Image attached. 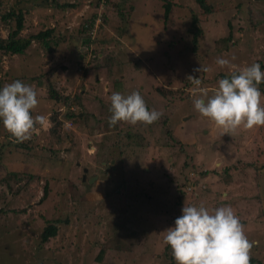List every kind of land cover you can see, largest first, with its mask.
Segmentation results:
<instances>
[{
    "label": "rangeland",
    "instance_id": "374dc122",
    "mask_svg": "<svg viewBox=\"0 0 264 264\" xmlns=\"http://www.w3.org/2000/svg\"><path fill=\"white\" fill-rule=\"evenodd\" d=\"M17 1L10 4L33 26H56L64 40L51 54L34 44L24 56L5 58L0 65L3 87L19 74L35 77L29 85L40 99L33 114L47 117L46 125H37L31 139L23 142L0 121V264H162L163 232L182 215L185 203L210 212L231 206L249 241L256 242L251 255L264 262L258 186L264 183V126L241 128L226 138L194 107L202 88L209 97L214 94L217 75L263 61L264 0H208L227 9L214 16H201L188 0H173L177 6L166 20L159 0H121L126 25L115 10L107 12L109 43L91 44L99 53L98 73L91 69L92 51L82 46L86 39L77 30L93 13L101 18L103 7L90 8L92 0H86L61 11L54 9V0H20L18 6ZM192 14L198 17L196 25H191ZM6 34L0 23V35ZM71 36L79 38V51ZM84 51L89 63L81 56ZM217 58L230 65L221 67ZM104 60L115 64L110 78L101 67H107ZM201 67L208 71H197ZM189 76L202 83L195 85ZM51 85L70 99L81 94L82 101H89L86 109L71 108L77 123L65 119L62 102L48 99ZM111 89L125 96L139 91L149 110L162 113L160 119L151 125L121 121L110 126ZM176 140L182 145H175ZM165 174L171 182L163 179ZM184 175L195 182L182 192ZM44 186L48 195L42 200ZM50 220L59 221V230L42 244L39 236ZM123 225L140 236L133 233L127 240L119 235Z\"/></svg>",
    "mask_w": 264,
    "mask_h": 264
},
{
    "label": "clouds",
    "instance_id": "9594fccd",
    "mask_svg": "<svg viewBox=\"0 0 264 264\" xmlns=\"http://www.w3.org/2000/svg\"><path fill=\"white\" fill-rule=\"evenodd\" d=\"M221 67L229 66L227 59L217 58ZM197 71H208L201 67ZM195 85L202 80L189 76ZM264 83V72L258 63L244 67L230 78L220 79L218 88L209 97L202 88L201 97L194 100L195 109L211 119L224 135L238 129L264 126V103L259 85ZM112 115L109 125L128 122L132 125H151L162 113L149 110L139 91L130 95L114 92L110 96ZM39 104L33 85L16 80L0 89V121L17 140L31 139L37 125L44 126L47 117L34 115ZM164 240L172 249L176 264H250L251 249L256 242L249 241L243 224L231 206H222L210 212L203 205H184L175 226L163 232Z\"/></svg>",
    "mask_w": 264,
    "mask_h": 264
},
{
    "label": "trees",
    "instance_id": "16d2710c",
    "mask_svg": "<svg viewBox=\"0 0 264 264\" xmlns=\"http://www.w3.org/2000/svg\"><path fill=\"white\" fill-rule=\"evenodd\" d=\"M84 1L86 0H54L52 1V4L54 5V9H58L61 11H65V10H70V9H76L77 7H79ZM123 1V0H122ZM121 0H92L90 3V8L94 7L93 9H100V7L102 9H104V11L101 14V18L98 17V14L95 12L93 13L89 18L83 19V21L81 22L78 30H77V34L78 36H82L80 38H84L86 39L85 43L82 44L83 47H86L87 51L91 50V44H99V45H104L105 46L109 43L108 39V35L106 33V29H105V25L109 24V19H108V13L109 11H113L116 13V16L121 20V22L126 25L127 21H125V17L124 14L126 13V11L123 9V5ZM162 2V7L164 9V17L165 20L167 19V17L170 15V13L172 12V9L177 6V4L173 1V0H159ZM189 2H192V4L194 6H196V8H199L201 10L200 15H205V16H209V15H217L219 13H222L224 10L227 11V9L225 8H217L216 6L213 5H209L208 4V0H188ZM11 0H0V23L3 24L4 29L6 30L7 34L6 37H3L0 35V65L1 62L3 61V59L5 58H10V57H21L24 56L26 54V52L28 51V49H30L34 44L37 45L40 49H42L45 53L51 54L54 49L63 42L64 40V35L59 31V28H57L56 26H51L50 24H48V27H41V29H37L35 26H33V24L31 22H29V20L26 19V16H24V14L22 13V11L20 9H15V5H11L10 4ZM58 2H61V4H59ZM20 3V0H18L15 4ZM122 6V7H121ZM243 5H240L239 7H237L238 9L242 10V13H240V15L243 14L244 9H242ZM132 10V8L130 9ZM193 10H190V13H194L192 12ZM112 13V12H111ZM248 14V12L246 13V15ZM193 15V16H192ZM191 18H192V22L191 25H196L195 23L197 22V16L196 14H192ZM249 16V15H248ZM239 17H236L235 19L242 21L241 18L238 19ZM100 19V23H97V21ZM248 22H251V19L248 20ZM194 23V24H193ZM99 25V26H98ZM123 25V27H124ZM227 25H231L230 28H228V32H229V37L232 36V30H234L233 28V24L230 22H227ZM252 24H250L249 26H251ZM236 26V25H235ZM122 27V29H123ZM237 27L242 28V23L238 22ZM236 27V28H237ZM253 27V25H252ZM98 29V30H97ZM95 32H97L96 36L93 37L95 35ZM201 34V32H200ZM71 38H73L74 40V47L76 49H78V51L80 50V47L78 46L79 44V38L78 37H74L71 36ZM102 39V40H101ZM100 40V41H99ZM92 51V58L90 59L91 62L94 63V65H92V70L95 71L96 73L98 70V66H99V53H97L96 50H91ZM76 54V53H75ZM81 56H83L84 60L86 59V53L81 52ZM106 59V58H105ZM85 62L89 63L88 60H85ZM102 62V61H101ZM81 63V61L78 59L76 60V65L75 67L78 68L79 64ZM103 64H105L107 67L105 66H101L102 69H105V73L106 75L110 78V75L114 74V72H112L111 74V66L115 65L111 60L105 62V60L102 62ZM261 66V70L262 72H264V59L263 61L260 63ZM88 67V66H87ZM100 67V68H101ZM90 69V70H91ZM140 69V68H139ZM89 70V71H90ZM88 71V72H89ZM87 72V74H88ZM238 74V72H235ZM224 78H230V74L226 75V74H219L217 75V77L215 78L216 81H219L220 79H224ZM82 79L84 80V74L82 75ZM14 80H20V81H25L27 82V84H29L32 80H35L34 76H29L23 78L21 74H19V76L15 77ZM41 80V78H39V81ZM113 82L115 83V80H113ZM3 84L4 81L3 79L0 78V89L3 88ZM259 89L261 92L264 93V83H261L259 86ZM48 93H47V97L50 100L53 101H59L60 103L62 102L63 106H65L67 108V115L65 117V119L67 121H71L73 120V123H77V115L76 113H74L73 111H71L72 107H77V108H87L88 107V103L89 101H82L83 96L81 94L74 96L73 98H69V96H63L53 85L48 86ZM118 89V87H115V89ZM91 89L94 90L95 88L91 85ZM121 89V88H120ZM107 92V91H106ZM110 93H114L113 90L111 89V91H109ZM110 93H108V95H110ZM162 93H160V95H162ZM88 95V94H87ZM45 97V96H44ZM38 99H40V97L37 96ZM85 100V99H83ZM94 100H96L94 98ZM97 100H102L100 98H98ZM96 100V101H97ZM90 107V106H89ZM71 119V120H69ZM3 126V125H1ZM231 135V134H230ZM226 136V135H225ZM224 136V137H225ZM171 137V136H170ZM227 138V136H226ZM171 139L173 140V137H171ZM175 145H182V143H180V141L176 140ZM250 164V163H249ZM251 164L255 165V162H252ZM248 165V164H246ZM261 168H264V165H261ZM170 176V175H169ZM167 174L163 175V179L167 178L166 181L171 182L170 177ZM207 176V173H202L201 177H205ZM184 182H182L181 184V191L183 192V190L188 186V188H192V182H195L194 180H192V176H185L184 175ZM162 179V180H163ZM260 181V180H259ZM110 184V182H108V185ZM258 186L260 187L259 189L261 190L260 192V196H259V200L261 201V205L263 208V214H264V183L259 182ZM48 187L44 186L43 189V197L42 200H44L47 195H48ZM118 194V191L116 190L113 193V196ZM142 196L147 197L148 196L146 194H142ZM176 204H180V201L178 200L176 202ZM8 212L10 211H14V210H8ZM6 212V211H5ZM164 213H166V210H164ZM158 214V213H157ZM3 215V210H0V219L1 216ZM5 215V213H4ZM158 215H162L164 217V214H162V212H160ZM162 217V218H163ZM65 223H67V220L64 221ZM59 221L55 220V221H47L45 226L42 228V231L40 233V242L42 244H46L48 243L49 240L55 238L57 236V232L59 230V226H58ZM169 226L174 227L175 224L171 225L169 224ZM120 233L119 235L124 236L127 240L130 239V236L134 233L138 236H140V234L137 231L133 232V228L132 227H127L126 225H123L121 229H119ZM117 238V235L114 236V239ZM138 241H140V238H137ZM102 255V252L99 253V256L97 257V261L100 262V256ZM160 261L165 262V264H176V261L174 259V256L172 254V249L169 245L166 244ZM158 256V257H159ZM250 264H264V262L260 261V258H255V256L251 255V262Z\"/></svg>",
    "mask_w": 264,
    "mask_h": 264
},
{
    "label": "water",
    "instance_id": "95a60500",
    "mask_svg": "<svg viewBox=\"0 0 264 264\" xmlns=\"http://www.w3.org/2000/svg\"><path fill=\"white\" fill-rule=\"evenodd\" d=\"M88 172V170L87 169H85L84 170V175L82 176V181L84 182L85 181V174ZM94 181V179H91L90 181H89V184H91L92 182Z\"/></svg>",
    "mask_w": 264,
    "mask_h": 264
},
{
    "label": "crops",
    "instance_id": "0c3cea01",
    "mask_svg": "<svg viewBox=\"0 0 264 264\" xmlns=\"http://www.w3.org/2000/svg\"><path fill=\"white\" fill-rule=\"evenodd\" d=\"M51 19V18H50ZM52 20V19H51ZM213 125H215V123L213 122ZM212 127V126H211Z\"/></svg>",
    "mask_w": 264,
    "mask_h": 264
},
{
    "label": "flooded vegetation",
    "instance_id": "af4514ba",
    "mask_svg": "<svg viewBox=\"0 0 264 264\" xmlns=\"http://www.w3.org/2000/svg\"><path fill=\"white\" fill-rule=\"evenodd\" d=\"M85 169H86V168H85ZM85 169H83V173H84V170H85ZM83 175H84V174H83Z\"/></svg>",
    "mask_w": 264,
    "mask_h": 264
},
{
    "label": "built area",
    "instance_id": "2783aa9c",
    "mask_svg": "<svg viewBox=\"0 0 264 264\" xmlns=\"http://www.w3.org/2000/svg\"><path fill=\"white\" fill-rule=\"evenodd\" d=\"M97 23H99V20L97 21Z\"/></svg>",
    "mask_w": 264,
    "mask_h": 264
}]
</instances>
